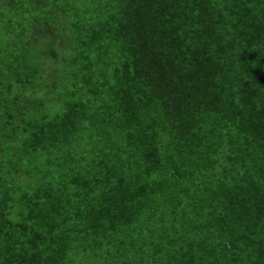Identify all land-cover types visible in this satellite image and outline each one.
<instances>
[{
	"label": "trees",
	"instance_id": "trees-1",
	"mask_svg": "<svg viewBox=\"0 0 264 264\" xmlns=\"http://www.w3.org/2000/svg\"><path fill=\"white\" fill-rule=\"evenodd\" d=\"M0 264H264V0H0Z\"/></svg>",
	"mask_w": 264,
	"mask_h": 264
}]
</instances>
